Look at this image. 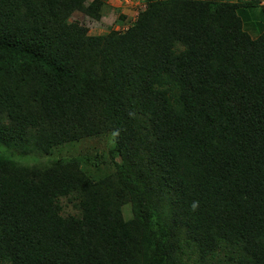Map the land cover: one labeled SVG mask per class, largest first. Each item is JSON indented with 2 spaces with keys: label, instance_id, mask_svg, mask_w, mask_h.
<instances>
[{
  "label": "trees",
  "instance_id": "16d2710c",
  "mask_svg": "<svg viewBox=\"0 0 264 264\" xmlns=\"http://www.w3.org/2000/svg\"><path fill=\"white\" fill-rule=\"evenodd\" d=\"M259 5L148 0L90 35L70 19L104 0H0V264H264ZM109 135L97 180L56 159Z\"/></svg>",
  "mask_w": 264,
  "mask_h": 264
},
{
  "label": "rangeland",
  "instance_id": "374dc122",
  "mask_svg": "<svg viewBox=\"0 0 264 264\" xmlns=\"http://www.w3.org/2000/svg\"><path fill=\"white\" fill-rule=\"evenodd\" d=\"M127 2V6L129 5L132 9L126 10L125 13L128 15V19L121 20L122 16L125 13L121 11L114 10L112 7L114 3L120 5V0H113L109 5H105L104 7V16L100 23H93L88 21L83 17L82 14H75L72 18L73 22H79L88 27L90 33L92 35H103L109 33L112 29H123L124 26H131L132 22L136 18L137 12L141 11V0H125ZM264 5V0H261ZM259 5V7L263 6ZM115 7V6H114ZM260 9V8H259ZM256 9L254 15L257 17V20L260 19V10ZM253 13H250V15ZM252 16V15H251ZM253 21V18H252ZM263 24V23H262ZM264 25L262 26V28ZM252 27H249L251 29ZM112 136H100L95 138H86L75 142L71 145L61 146L55 148V154L57 156L56 159L60 158H72V157H87L88 162L85 165L86 173L93 180H97L99 176L97 172L94 171V160L93 158L97 155L106 154L112 145ZM86 158V159H87ZM61 203L63 207H65V211H74V207L67 199H61Z\"/></svg>",
  "mask_w": 264,
  "mask_h": 264
},
{
  "label": "clouds",
  "instance_id": "9594fccd",
  "mask_svg": "<svg viewBox=\"0 0 264 264\" xmlns=\"http://www.w3.org/2000/svg\"><path fill=\"white\" fill-rule=\"evenodd\" d=\"M112 1H113V0H104V3H105V5L108 3L107 5L110 6V3H111ZM147 1H148V0H141V3H142L141 11H144V10L146 9ZM114 6H115V7H114ZM104 7H105V6H104ZM110 7H112L114 10L121 11L122 13H125L126 10H130V9H132L129 5L127 6V2H126L125 0H120V5H117L116 3H114L113 6H110ZM141 11H140V12H141ZM140 12H137V14H136V18H135L134 21L132 22V25L136 22V20H137V18H138V16H139V13H140ZM75 14H82L83 17L86 18V19L89 21L88 16H86L84 12H82V11L75 12V13L73 14V16H74ZM73 16H72L71 19H70L71 22H73V21H72ZM103 16H104V10H103ZM123 16L125 17L124 19H128V18H129L128 15H127L126 13H125V15H123ZM102 18H103V17H102ZM101 20H102V19H101ZM74 23H77V24H79V25H81V26L87 27V26H85V25H83V24H81V23H79V22H74ZM132 25H131V26H132ZM129 27H130V26H129ZM129 27L124 26L123 29H115V28H114V29H112V30L126 31ZM87 28H88V27H87ZM88 30H89V29H88ZM112 30H111V31H112ZM89 34L92 35V34L90 33V31H89ZM107 34H108V33H107ZM63 146H64V145H63ZM58 147H61V146H57L56 148H58Z\"/></svg>",
  "mask_w": 264,
  "mask_h": 264
}]
</instances>
